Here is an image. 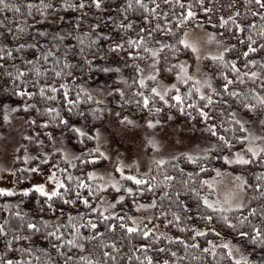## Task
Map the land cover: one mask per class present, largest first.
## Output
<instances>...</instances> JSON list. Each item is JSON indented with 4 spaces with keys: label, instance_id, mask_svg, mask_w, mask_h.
<instances>
[{
    "label": "snow or ice",
    "instance_id": "obj_1",
    "mask_svg": "<svg viewBox=\"0 0 264 264\" xmlns=\"http://www.w3.org/2000/svg\"><path fill=\"white\" fill-rule=\"evenodd\" d=\"M161 3L165 5L163 9L156 0H122L118 10L125 15L130 11L140 13V21L118 23L117 27L124 31V36L118 41H113L105 32H99L98 35L89 31L78 33L74 38L80 43L79 55L83 60L80 67L99 69L123 81L132 95L129 96L123 86L113 88L112 94L119 95L117 104L121 102L131 104L135 100L150 113L157 114L161 112L158 104L177 107L180 112H184L185 108L196 111L199 116L204 117L203 131L209 133L210 139L203 147L196 143L183 151L175 150L176 146L172 145V152L161 155V143L153 136H146L145 141L142 142L144 148L150 147L153 152L146 165L142 163V158L126 162L119 155L115 161H112L109 150L103 146L107 141L104 140L99 128L95 129V135H90L94 126H89L87 131L83 127H77L63 115L61 106L44 108L47 118L40 119V127L57 124L64 126L65 131H69L71 124V132L77 136L83 147L79 152H74L63 145V136H61L60 147L53 146L51 152L43 153L45 161L42 163L48 164H51L55 154L57 163L51 164V171L45 172L40 166L27 168L30 173L41 172L45 181L51 182L52 186L49 187L45 182L31 183L30 186L20 187L17 190L25 196L30 192L39 194L38 199L43 201L40 213L55 214L59 201H63L64 206H77V211L75 214L71 210L65 213L61 208L59 215H56L53 221L45 218L44 214L22 212L18 204L17 210L0 222V249H2L0 264H123L117 260L118 247L115 240L108 235L115 234L117 228L121 229L130 240L136 236L148 238L151 235L152 241L158 242L163 238L165 241H174L183 245V256L172 247L161 246L153 255L149 253V249L153 248L152 243L133 245L131 254L127 255L128 264H182V261L187 260L198 264H257L245 250H242L240 244L234 243L230 238L222 240L219 245L209 239L206 245L201 247L197 241L206 232L215 233L217 237L221 233L215 226L199 227L197 222H192V217L187 216L186 212L192 211L194 206L197 218L205 222L218 218L230 228L237 229L235 235L241 241L248 240L264 246V55H262L264 54V0H243V3H240V0H225L224 6L228 11L221 12L217 22L230 33L231 39L236 40L235 44L228 42L226 46L225 39L217 38L216 32H209L204 28L205 24L212 23L211 17L202 20L198 15V12L208 14L221 11L211 0H161ZM89 4L101 9L104 0H79L78 3L60 0L59 6L84 9ZM177 5L183 9L181 14L177 16L175 11L169 13L168 8L175 9ZM34 8L39 12L41 20H47L53 3H46L45 0H39V4H34L33 0H15V2L0 0V10L11 11L14 14V26L17 30L12 33L14 36H22L28 27L24 23L15 22L16 14H19L20 21H26L33 15ZM161 15L164 19L155 22V26L151 27L154 18H159ZM76 19L79 21L81 17L77 16ZM141 21L147 22L149 27H142ZM2 23L5 21L0 20V24ZM90 27L96 29L97 24L93 23ZM76 28L79 29L80 25L77 24ZM197 29L204 30L205 39L189 38L190 33ZM8 31L11 33V28ZM157 33L161 34L159 39ZM45 35L46 33H38L40 37ZM67 35L72 36V32H68ZM51 39H58L59 43L55 46L59 47L64 41V36L56 33ZM101 39L108 40V52H124L126 61L131 63L134 80L130 82L128 77L120 74L121 69L118 66L101 67L95 62L97 54L105 56L106 53L99 47L95 54L90 53L89 49L96 47V42ZM165 40L168 42L165 43ZM211 43L217 46L214 50L206 47ZM238 45L242 47L239 51H235ZM15 47L22 51L28 47L36 48L37 44L17 43ZM189 53L195 56L197 62L195 71L191 70L189 59L186 58ZM12 54L13 48L7 44L0 47V57H10ZM40 54L45 61H48L49 56L54 55L51 49L41 51ZM250 56L254 58H249ZM241 57L245 61L244 67H248L249 70H242L239 63ZM205 58H210L215 63L214 75L201 68L200 64ZM24 63L32 67L26 69L14 66V71H6L5 75L11 77L13 81L17 78L21 80L19 85L12 84L14 95L34 97L36 93L29 90V82L24 79L25 73H30L31 78H35L42 72L46 74L48 70L41 69L34 60H25ZM60 63V58H57L55 64ZM0 64H4V61L0 60ZM257 65H259L258 69L255 67ZM71 66L65 53L63 66L59 70L53 68L54 76L63 78L65 75H70L71 80L75 81L77 79L75 75L64 71ZM229 68L231 73H235L234 78L226 71ZM173 76L174 80L169 82ZM215 77H222V82L214 83ZM257 80L260 81V90L254 86ZM248 81L252 84L246 88L240 87ZM36 85L39 96L50 102L57 100V88L61 89L62 105L67 106L69 113L74 107H78L82 100H94L93 92L79 83L75 85L78 91L75 92L74 98H70L73 93L67 80L63 83L54 81L44 84L36 80ZM48 90L51 95L47 94ZM225 96L234 98L248 113L249 119L239 117L235 109L228 113L223 108L217 107L215 100H220L224 105L229 103ZM172 101L176 102L175 105H172ZM21 107L31 109L33 105L24 103L9 107L5 104L3 120L11 121L13 119L11 113H15L17 108ZM213 109L215 113H223L227 119L213 122L214 116L210 114ZM35 111L40 112L41 109L36 108ZM90 111L94 119L104 114V108L99 106ZM116 115L120 117V124L125 128L129 125L136 126V121L130 120L127 115L120 112ZM191 115L192 112H188V116ZM168 116L170 119L171 111ZM28 120L32 125L36 124V119L32 116H28ZM143 123L148 129L155 131L164 122L149 117L145 118ZM229 130L232 133L231 137L227 135ZM45 135L52 138L53 144H56L53 132H46ZM27 138L33 139L30 136ZM91 141L96 143L92 144ZM35 142L37 145L43 143L38 139ZM180 143H183V139ZM237 144H241L242 147H237ZM22 159L25 162L33 159L26 148ZM104 160L109 161L111 170L105 168L101 172L93 166L75 178L72 172L68 171L69 167L76 169L78 164L95 165L96 162ZM60 161L65 162L67 166H61ZM231 166L239 168L240 171H235ZM24 167L25 164L22 163L21 168ZM142 167L146 170L141 171ZM249 168L253 169L251 173L248 172ZM7 171L16 172L15 169H7ZM57 172L61 175H57ZM24 178L23 175L17 177V179ZM73 180L74 183H68ZM225 181L228 186L222 188ZM14 187H16L15 181L12 187L0 186V196L13 193ZM109 188L115 190V198L106 200L102 190ZM80 189H85L88 195L79 191ZM249 189L261 199L260 205L252 206L249 203V200L253 199L248 196ZM128 194L140 197L139 200L132 201L138 211L151 210V214L139 216L118 214L115 210L119 207L117 202L125 201ZM158 204L164 207V211L157 207ZM80 207L86 211L78 210ZM10 208L11 205L5 203L4 209L8 211ZM168 214L171 215V220L167 219ZM13 216L18 220V226H11L15 223L12 220ZM161 218L164 224L180 229L182 234H169L160 231L155 224L149 226V223H146ZM101 222L104 224L103 231L100 230ZM241 226H246L247 230H238ZM189 229L191 234L186 238L183 233ZM84 230H87V233ZM41 233H44L43 238L48 241V247L36 248L35 243ZM52 253L55 254V259ZM207 256H211L212 259H206ZM258 264H264V260L259 261Z\"/></svg>",
    "mask_w": 264,
    "mask_h": 264
},
{
    "label": "trees",
    "instance_id": "obj_2",
    "mask_svg": "<svg viewBox=\"0 0 264 264\" xmlns=\"http://www.w3.org/2000/svg\"><path fill=\"white\" fill-rule=\"evenodd\" d=\"M15 2V0H13ZM45 2H52L53 8L49 10V15L47 20H41L39 12L36 11V9H33V15L28 17L26 21H20L19 20V14H16L15 22H21L26 25H28L26 31L23 33L22 36H14L12 33H15L17 30L14 26V20H13V12L11 11H2L0 10V20L5 21V23L0 24V47H2L4 44H7L9 47L13 48V54L10 57H0V60L4 61V64H0V124L5 122L3 120V106L5 104L9 105V107H16L17 104L23 105L24 103H30L33 105L31 109H23L17 108V111L15 113H11L12 116L19 117L21 120L20 125V134L18 139V145L15 148V150L12 152V168L16 170L15 175L16 178L19 175L22 174H28L30 172L27 171L28 167H34V166H40L41 168H45L48 166H51L57 159L55 158V154H53V158L51 159V164L48 163H42L45 161V157L43 155L44 152H51L52 145H53V139L49 138L45 135L46 132H53L54 137H58L62 135L65 138V141H67L70 146L75 150V152H79L83 145H81L77 139V136L71 132V124L69 125V131L64 130V126L53 124L46 127H40V119L41 118H47V114L44 113L43 109L49 106H61V111L63 115H65L71 123L75 124L77 127H83L85 130H88L89 126H94L92 132L90 135H95V129L101 125L107 116L108 108L110 106L116 107L117 112L130 115L136 122L144 124L143 121L145 118H154V119H160L163 122H166L168 120H173L174 123H176L179 126H186V127H199L200 130L203 131L205 128V120L204 117H201L198 115L196 111H193L192 109L185 108L184 112H180L177 107H173L170 105H161L158 104V107H161V112L159 114L155 112H149L148 109L143 108L142 105H139L135 102L128 104L121 102L117 104V100L119 99L118 94H112V89L115 87H124L125 91L128 92V95H132L130 89L128 86L123 84V81H119L115 78V75L110 76L108 73L102 72L99 69L95 68H88L84 67L81 68L80 65L83 63V60L81 56L79 55L80 52V43L76 37L78 33L89 31L93 34L98 35L99 32H105L106 36H110L113 41H118V39L122 36H124V31L117 27L118 23H126L128 21H132L135 23L136 21H140V13H133L129 12L127 15H125L123 12H120L118 10L119 4L122 2V0H104V5L101 9H96L92 5L86 6L84 9L79 8H62L59 6L60 0H45ZM79 0H69V3H78ZM158 4H160L161 9L165 7L161 3V0H156ZM212 3L216 4V7L220 9V12L215 13H202L198 12V15L201 16L202 20L206 19L207 17H211L212 23L205 24L204 26L214 32H217L223 39L226 41V45L228 42H231L233 44L236 43L235 39H231L230 33H228L224 28H222L218 22L217 17L223 13H227L228 9L225 4V0H211ZM34 4H39V0H33ZM240 3H243V0H240ZM207 6V4L205 5ZM195 10V9H194ZM169 13L172 11H175L177 16L181 14L183 9L179 5L175 7V9L169 7L168 8ZM26 14V13H25ZM80 16L81 20L77 21L76 17ZM107 17H112V19H107ZM171 18L170 16L168 17ZM164 17L161 15L159 18H154V21L151 25V27L155 26V22L162 21ZM258 19V18H257ZM97 24L96 29H92L90 27L91 24ZM77 24L80 25V28L77 29ZM142 27H149L147 22H140ZM11 28V33H9L8 29ZM109 29L111 31H109ZM46 33L45 36L40 37L38 36V33ZM72 32V36H68L67 33ZM56 33H60L64 36V41L62 44H60L59 47H56L55 45L59 43V40H53L51 37H53ZM132 34V33H129ZM222 34V35H221ZM160 33H157V39L160 38ZM165 35H171L165 33ZM165 43L168 41L165 40ZM174 42V41H172ZM37 44L36 48L28 47L24 48L22 51L16 49V44ZM67 45V47H65ZM85 47H87V44H85ZM97 47H99L101 50L105 51V56L96 55L95 56V62L98 63L101 67L109 66V67H120L122 75L129 78V81L135 79V77L132 76V68L130 61H126L124 52H115L111 53L108 52L107 49L109 47V43L107 39H101L96 42V47H93L89 49L90 53L95 54L97 52ZM242 46L237 47L235 51H239V48ZM48 49H51L52 53L54 55H51L48 57V61H45L43 57L41 56V51H47ZM127 50V49H126ZM235 51L233 52V56L235 55ZM65 53H67V59L71 63V67L65 68L64 71L67 73H70L71 75H75L77 79L75 81L71 80L70 75H65L63 78L55 77L53 73V68L55 67L57 70H59L63 66V60L65 58ZM167 55V53H165ZM264 55V54H262ZM57 58H60L61 63L59 65L55 64V61ZM188 59L192 58V54L189 53ZM231 58V57H230ZM249 58H254L250 56ZM25 60H34V62L39 65L41 69H47V73L44 74L43 72L35 78H31L30 73H25L24 79H27L29 82V90L34 91L36 95L34 97H21L16 96L12 92V84L15 83L19 85L21 83V80L17 78L15 81L12 80L11 77L6 76L5 72H13L14 66L16 67H24L26 69L31 68L32 65H27L24 63ZM107 61V63H106ZM118 62V63H117ZM240 66L242 70L247 71L249 70L248 67H244L245 61L244 58H240ZM204 70L206 72L212 73L214 75L213 69L216 68V65L213 61H211L210 58H205L204 61H202ZM6 65V67H5ZM211 66V67H210ZM257 69L259 68V65L255 66ZM232 77H235V73H231V69L226 70ZM139 74H137L138 76ZM173 78V77H171ZM170 78V80H171ZM222 77H215L214 83L222 82ZM36 80H39L41 84L44 83H53L54 81L58 83H63L65 80L68 81V83L71 85V91L73 93V96L70 98H74V94L78 89H76L75 85L77 83L82 84L84 87L88 88L90 91L93 92L94 100L93 101H81L80 105L78 107H74L72 112L69 113L67 111V106L62 105V101L60 97H62L63 93L62 90L57 88V100L55 102L47 101L44 98H41L39 96L38 92V86L36 85ZM252 82L248 81L245 85H241V88H246L249 85H251ZM260 81L257 80L255 82V85L257 87V90L259 89ZM35 86V87H34ZM99 90V91H98ZM48 95H51L50 90L47 91ZM127 96L125 99L127 100ZM224 98L229 100V103L227 105H224L220 102V100H215L214 103L217 107L223 108L226 112L231 113L233 109L237 110V114L239 117H245L249 118L248 113L239 105L238 102L234 100V98H229L225 96ZM138 99V98H136ZM99 102V103H97ZM187 102V101H186ZM175 101H172V105H175ZM102 107L104 108V114L99 116L98 119H94L92 112L90 109L94 107ZM40 108V112H36L35 109ZM171 111V118L169 119L168 113ZM192 112V115L189 117L188 112ZM80 113H83V115H80ZM214 116L213 122H218L221 119L226 120L227 117L223 115V113H215V110L210 113ZM28 116H32L34 119H36V124L32 125L31 121L28 120ZM117 116V115H116ZM119 117V116H117ZM219 126V125H218ZM221 131H224V129H221ZM26 134V135H25ZM227 135L231 137L232 133L229 130L227 132ZM33 137V139H28L27 137ZM207 136L209 137V133H207ZM43 141L42 144L37 145L36 140ZM210 139V137H209ZM92 144H95V141H91ZM237 147H242L241 144H237ZM27 149L29 154L33 157L30 161H23V155H24V149ZM39 149V151H38ZM215 155V153H213ZM17 157H20L19 159ZM35 157H39V159H35ZM83 159V157H80ZM62 164L63 161H60ZM101 162V161H100ZM100 162H96V164H99ZM25 164V167L22 169L21 164ZM93 164H86L84 166L77 165L76 169H72V172L78 175L81 171H87L88 169L95 166ZM235 171H240L239 168H235V166H231ZM258 167V166H253ZM191 170V169H189ZM253 169L249 168L248 172L251 173ZM209 175H211V169L208 170ZM75 178V176H73ZM68 183H74L73 181H68ZM75 191V189H73ZM79 191L83 192L85 195H88L87 191L85 189H80ZM211 191V190H209ZM248 196L253 197V199L249 200V203L252 206H258L261 204V199L257 196L255 192H252L251 189H249ZM39 194L35 192H30L27 196H25L23 193L20 192H13L11 194H4L0 196V201L5 202L8 199H19V210L22 212H27L30 214H37L40 213L41 207L43 206V201L41 199H38ZM248 198V197H247ZM133 199L139 200L140 197H133L131 194H128L126 196L125 201H118V214H130L131 211L127 210L129 206L135 209L134 205L132 204ZM167 203V201H165ZM194 203V202H192ZM57 212L55 214L50 213H40L44 214L45 218L55 220L56 215H59V209L63 208L65 213H68L70 210L75 214L77 211V206L75 205H68L64 206L63 201H59L57 203ZM158 208H160L161 211H164V207L161 205H157ZM17 210V207L14 205L11 206L10 210L5 212L3 214V217L0 222H3V218L6 216H9L11 213H14ZM78 210L80 211H86L83 207H80ZM196 209L194 206L192 207V211L186 212L187 216L192 217V222H197L198 226L203 228L205 226L211 228L213 226L217 227V231L221 233L220 236L222 237H230L233 240H239L243 246V249L250 253V258L253 261H256L257 264L259 261L264 260V246L255 244L251 241L244 240L241 241V239L235 235L237 229L230 228L228 225H225L222 221H220L218 218L214 219L211 222H205L203 219H199L195 216ZM151 214V210L149 212ZM94 215V214H93ZM233 218H235V215H233ZM167 219L171 220L172 217L170 214L167 215ZM12 220L15 222L11 226L15 227L18 226V220L13 216ZM149 223V226L155 224L157 228L160 231H165L169 234L173 235H180L181 230L177 229L173 226H169L163 223V219L159 220H153ZM104 224L101 222L100 224V230L103 231ZM238 230L244 231L247 230L246 226H241ZM70 231V229H69ZM87 233V230H84ZM22 235L25 233H21ZM191 230L189 229L187 232H184L183 235L187 238L190 236ZM116 242L118 251L116 253L117 260L123 262V264H128L127 261V255L131 254V249L133 245L139 244V243H152L153 248L149 249V253L155 255L156 249L159 247H172L173 250L178 251L181 256L184 255V249L183 245L174 242V241H165L163 238L161 241H152L151 235L148 238H142V237H133L131 240L124 235L123 231L119 228H117L116 233L112 234L109 233ZM44 233L40 234V237L36 240L35 247L41 248V247H48V241H46L44 238ZM216 234L212 232H206L204 236H201L198 238V241L201 245V247L206 245L207 240H214L216 238ZM54 242V241H53ZM192 242V241H190ZM27 244V242H25ZM2 250V249H0ZM51 251V250H50ZM75 251V250H73ZM197 251H199L197 249ZM53 259H55V254L52 253ZM165 258H168L165 256ZM206 259L211 260V256H207ZM217 259H220L217 257ZM182 264H198V262L187 260L182 261Z\"/></svg>",
    "mask_w": 264,
    "mask_h": 264
},
{
    "label": "rangeland",
    "instance_id": "obj_3",
    "mask_svg": "<svg viewBox=\"0 0 264 264\" xmlns=\"http://www.w3.org/2000/svg\"><path fill=\"white\" fill-rule=\"evenodd\" d=\"M204 28L209 32H214L204 26ZM217 33V32H216ZM190 39H205V32L204 30H194L190 33ZM217 38H222L217 33ZM226 46V44H225ZM209 49L214 50L217 46L214 43L208 44L206 46ZM196 60L194 54H192V58L189 59L190 68L192 71H195L196 67ZM201 68L204 70L203 64H200ZM205 71V70H204ZM171 80H174L171 78ZM169 80V82H171ZM111 110V111H110ZM117 110L116 107L110 106L108 108V113L106 116L105 121L99 125L97 128L100 129L104 140L107 141V144L103 145L106 150H109L110 155L112 157V161H115L117 155L120 156L121 159H125L126 162H131L132 159H140L142 158V163L147 164L148 158L153 155L151 148H144L143 141H145L146 136H153L157 139L162 148L160 150L161 155L168 154L173 151L172 145H175V150L183 151L188 147H191L192 144L199 143L201 147L205 146L206 142L209 140L207 136V132L200 130L199 127H186V126H179L173 122V120H168L164 122L161 126L155 129H148L146 125L136 122V126L129 125L125 128L124 125L120 124V117L116 116ZM129 117L130 120L135 121L130 115L124 114ZM245 120L249 118L243 117ZM20 125L21 120L19 117L13 116V119L8 122H3L0 124V186H13V181H15L16 187L13 188V192H19L17 189L20 187H27L30 186L31 183H40L45 182L49 187L52 186L51 182L45 181V177L41 172H34L28 174H22L25 178L24 179H17L15 173L7 171V169L12 168V152L18 145V139L20 134ZM95 133V132H94ZM62 135L58 137H54L56 139V144L52 145L55 147L61 146V138ZM183 139V143H180V140ZM63 145L68 147L70 150H75L70 146V144L65 141L63 137L62 141ZM55 161L53 164H56ZM61 166L66 167V163L63 164L60 162ZM97 171H104L105 168L111 170V166L109 161L104 160L101 161L99 164L94 166ZM45 172L51 171V166L43 168ZM91 169V168H90ZM89 170V169H88ZM87 170V171H88ZM146 168L142 167L141 171H145ZM69 172H72V168H68ZM131 171H135V169H131ZM81 171L78 175L72 172L73 176H80ZM86 172V171H85ZM57 175H61L57 172ZM66 179V175L64 176ZM83 178V177H81ZM227 182L223 184L221 187H227ZM105 194L106 200L114 199L115 198V190L111 188L102 190ZM21 193V192H20ZM214 198V197H213ZM247 199V196H246ZM144 202V201H141ZM5 203L10 204L11 206L14 205L15 207L19 204V199H8L5 202L0 201V221L3 217V214L7 212L4 209ZM118 203V202H117ZM118 210V207L115 209ZM129 211H131V215H148L150 210H140L138 211L136 208L133 210L131 206L128 207ZM230 237H216L213 241L216 244H221L222 240L229 239ZM231 239V238H230ZM234 243L240 244L243 249V246L239 240H233ZM246 254L250 255L249 252L246 251Z\"/></svg>",
    "mask_w": 264,
    "mask_h": 264
}]
</instances>
